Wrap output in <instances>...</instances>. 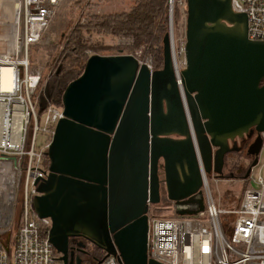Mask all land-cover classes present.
Masks as SVG:
<instances>
[{
    "label": "water",
    "instance_id": "water-1",
    "mask_svg": "<svg viewBox=\"0 0 264 264\" xmlns=\"http://www.w3.org/2000/svg\"><path fill=\"white\" fill-rule=\"evenodd\" d=\"M185 37L182 84L205 173L224 177L226 156L247 137L255 156L248 179L264 142V41L248 38L247 16L231 0H187ZM62 108L49 173L33 199L37 216L52 221L49 241L60 264H70L76 239L122 264H161L148 258L151 206L167 199L182 217L205 211L170 32L159 70L134 55L91 56Z\"/></svg>",
    "mask_w": 264,
    "mask_h": 264
},
{
    "label": "built area",
    "instance_id": "built-area-1",
    "mask_svg": "<svg viewBox=\"0 0 264 264\" xmlns=\"http://www.w3.org/2000/svg\"><path fill=\"white\" fill-rule=\"evenodd\" d=\"M62 2L0 0V168L10 167L12 174L8 197L0 191V264H60L59 255L49 241L52 221L37 216L33 199L37 195L36 182L49 173L47 153L55 127L63 118V108L50 104L41 109L36 93L43 74L32 71V51L44 42ZM231 3L234 12L247 16L248 38L264 41V0H231ZM168 5L171 17L176 5L184 7L186 12L180 10L187 14V0H168ZM169 32L174 74L203 177L205 211L192 217L157 218L151 216L150 209L148 258L161 264H264V164L259 167L257 187L243 191L234 211L219 207L206 189L209 175L198 150L182 84V71L187 67L186 37L174 34L172 21ZM136 57L140 64L155 70L151 59ZM5 70H10L9 76H4ZM39 134L45 136L46 142L37 150ZM262 136L264 141V133ZM259 164L260 159L251 174ZM18 189L22 190L20 226L10 255L11 242L2 235L12 224ZM230 214L234 220L229 225L223 224V217ZM101 264L122 263L111 255Z\"/></svg>",
    "mask_w": 264,
    "mask_h": 264
},
{
    "label": "rangeland",
    "instance_id": "rangeland-1",
    "mask_svg": "<svg viewBox=\"0 0 264 264\" xmlns=\"http://www.w3.org/2000/svg\"><path fill=\"white\" fill-rule=\"evenodd\" d=\"M137 0H63L62 4L58 8L52 24L45 35V40L42 44L35 47L32 51V71L39 70L42 72V84L39 91L36 93V98L41 99L44 97L45 89L48 84L50 77L55 73L61 62L66 42L69 35L73 31L77 24L86 25L90 23L94 16L102 17L113 14L127 13L135 5ZM168 1V0H167ZM169 6V5H168ZM182 6L176 5L174 9L173 17L170 16L168 8V32L170 31V25L172 21L174 34L178 37L184 36L186 33V17L187 14H183L180 10ZM179 11V20L174 23L175 10ZM184 12L186 9L182 8ZM86 40L89 43H101L104 46L98 53L88 52L91 57L93 55L111 56V55H134L139 56L142 59L152 60L154 63V55L151 50L149 51L147 46H142L135 51L134 54H130L128 47L134 46V39L131 37L119 36L116 38L106 36H86ZM42 119V114H40ZM45 136L39 134L37 138V150L45 146ZM236 156L229 155L227 161V169L232 166L235 162ZM260 164L253 170L251 177L248 179L244 178H230L229 175L224 177H217L216 175L208 176V185L206 189L210 191L215 198L220 208L227 212L234 211L240 204L242 193L245 188L257 187L256 178L259 174V167L264 164V149L261 151ZM240 162L237 164L245 169L248 165L243 159H239ZM264 174V167L262 168ZM203 191V190H202ZM21 196L22 190L18 189L17 199L14 206V217L9 230L4 231L3 239L6 240L11 235V248L10 255H13V244L15 242L16 231L20 226L21 216ZM182 208L176 207L174 203L169 202L167 199H163L160 204L151 206V216L157 218H172L179 216L178 211ZM3 220V219H2ZM234 216L232 214L225 215L223 217V224L229 225ZM92 249V247H89ZM92 264H95L94 262Z\"/></svg>",
    "mask_w": 264,
    "mask_h": 264
},
{
    "label": "trees",
    "instance_id": "trees-1",
    "mask_svg": "<svg viewBox=\"0 0 264 264\" xmlns=\"http://www.w3.org/2000/svg\"><path fill=\"white\" fill-rule=\"evenodd\" d=\"M167 13V0H137L127 13L94 16L86 25L77 24L66 42L60 65L50 77L44 97L42 96L39 101L41 109L50 104L62 107L63 93L71 82L82 75L90 58L88 52L94 54L104 49L101 43H89L85 39L86 36L131 37L134 39V46L127 48L129 53L134 54L140 47L147 46L149 51L155 54L154 69H161L163 67V39L168 33ZM178 20L179 11L176 9L174 23ZM228 177L229 179L244 178L234 175ZM6 240L11 242V235ZM99 251L101 252L100 259L105 258L106 253Z\"/></svg>",
    "mask_w": 264,
    "mask_h": 264
},
{
    "label": "flooded vegetation",
    "instance_id": "flooded-vegetation-1",
    "mask_svg": "<svg viewBox=\"0 0 264 264\" xmlns=\"http://www.w3.org/2000/svg\"><path fill=\"white\" fill-rule=\"evenodd\" d=\"M254 139H249L245 137L244 139H241L238 141L237 147L239 148V152L237 153H230L226 156L225 164H224V174L225 175H234L245 177L254 162L255 156H253L251 145L253 144ZM264 144V142H263ZM263 149V147H262ZM261 149V151H262ZM261 153V152H260ZM235 155V162L232 166L229 167V170L227 169V172L225 171V168H227V161L229 155ZM239 159H243L247 163V167L245 169L241 168L237 163L240 162ZM82 243L81 239H76L71 241L70 248L73 252V255L70 256V264H77V258L81 259V264H92L93 262L96 264V260L100 259L101 252L98 248L95 246L86 243V246L84 248H79L78 244ZM89 247H92V249H89ZM95 247V248H94ZM88 248V249H87Z\"/></svg>",
    "mask_w": 264,
    "mask_h": 264
},
{
    "label": "bare ground",
    "instance_id": "bare-ground-1",
    "mask_svg": "<svg viewBox=\"0 0 264 264\" xmlns=\"http://www.w3.org/2000/svg\"><path fill=\"white\" fill-rule=\"evenodd\" d=\"M10 70H5L4 76H9ZM12 174L10 172V167H1L0 168V191L3 190V193L8 197V191L12 185Z\"/></svg>",
    "mask_w": 264,
    "mask_h": 264
}]
</instances>
